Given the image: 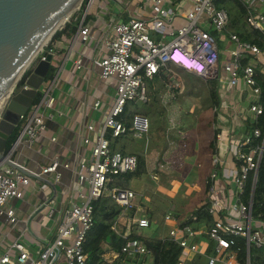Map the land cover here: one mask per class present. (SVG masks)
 <instances>
[{"label":"built area","instance_id":"built-area-1","mask_svg":"<svg viewBox=\"0 0 264 264\" xmlns=\"http://www.w3.org/2000/svg\"><path fill=\"white\" fill-rule=\"evenodd\" d=\"M216 1H86V8L76 23L75 34L83 43L92 37L86 23L89 9L93 6L103 8L102 3H110L105 7L112 15L106 21L105 32L99 37V50L95 49L85 55L86 58L83 57L97 68L101 79L112 80L115 86L113 98L99 124H85L87 132H92V136L87 134L81 137L84 144L90 145V156L77 161L73 169L75 182L83 187L76 193L80 200L71 201L60 212L53 238L39 242L34 251L27 247L24 240L26 227L19 230L14 240L0 252V264H57L61 259L64 264H86L87 254L83 250V242L93 222L92 202L107 196L119 206L112 229L117 225V218L135 208L137 194L130 188L114 184V177L133 172L138 158L135 154L112 150L110 139L129 133L138 139L146 136L149 131V119L146 116L134 113L128 125L119 116L124 112L127 102L147 101L146 80L152 78L161 66L172 65L205 80H218L231 87L242 82L251 98L246 109L251 121H255L264 112L261 88L257 82L259 74L264 76V0H239L245 8L244 23L255 33L250 41L241 40L237 33L228 30L229 15L226 9L217 6ZM136 6H144L147 15H136ZM115 9L127 17H119ZM223 38L228 39L233 46L226 50V58L220 64L221 50L217 41ZM48 52L50 50H42L38 60L45 59ZM82 60V57L76 59L75 67H81ZM54 82L55 78L52 77L41 85L38 89L40 98L31 103L25 114L19 116L21 127L12 143L10 154L15 163L11 156L17 144H32L45 128L46 121L52 117ZM92 108L98 110L100 100H95ZM260 136L259 128L253 126L250 131L244 129L238 138L230 137L227 140V157H220L215 149L211 156L213 169L207 178L206 201L199 206H204V210L211 216L209 224L203 221L196 224L197 214H191L188 218L190 222L183 224L170 211L164 214V224H172L167 229L166 237L180 247L178 264H185L195 255L204 256L206 264H239L238 251L234 247L236 237L244 239L245 264H250L251 246H264V218L260 214L256 217L252 214L253 185L247 202L241 199L248 176L252 175V184L255 185L259 165L264 159V136L255 140ZM215 138H219L218 133ZM18 165L28 174L0 164V216L12 227L19 218L11 201L21 198L23 188L31 183V177L43 178L48 182L44 176L52 173V182L56 184L62 177L59 167L71 168L69 162L61 161L57 156L38 171ZM152 178L156 179L157 176L153 174ZM217 180L221 181L220 185ZM262 197L260 205H264V185ZM45 204L42 202L34 211ZM132 222L137 228L151 226L147 217L132 218ZM197 237L205 238L208 246L212 242L209 253L199 242L194 241ZM148 253L145 244L132 237L125 238L120 250L112 254L115 257L124 255L134 258Z\"/></svg>","mask_w":264,"mask_h":264},{"label":"crops","instance_id":"crops-1","mask_svg":"<svg viewBox=\"0 0 264 264\" xmlns=\"http://www.w3.org/2000/svg\"><path fill=\"white\" fill-rule=\"evenodd\" d=\"M106 4L110 3H102L103 8L91 7L86 15V23L92 34L89 41L83 43L76 37L75 28L71 36L66 31L48 47L51 55L50 67H54L55 78L52 89L55 98L51 109L52 117L46 121L45 128L39 132L32 144H17L11 157L18 164L38 171L57 156L61 161L69 162L71 168L59 167L62 177L56 184L52 182V173L44 176L48 182L43 178L31 177V183L23 188L21 198L11 201L19 218L17 224L12 227L0 216V252L25 227L26 245L30 250H36L39 242L53 238L60 212L71 201L80 200L76 193L83 187L75 182L73 169L77 161L90 156V145L81 141L82 136H92V132H87L85 124L93 122L98 125L114 95L115 82L101 79L97 68L85 59V55L95 49L99 50V37L105 32L106 21L112 15L107 11ZM118 16L123 19L127 17L122 13H118ZM232 46L226 38L218 40L221 60L226 58L225 52ZM79 57L83 58L82 66L75 67V60ZM170 66L172 65H168ZM187 74L196 76L189 72ZM170 79L172 82L161 93L164 115L160 118L147 117L149 131L146 136L138 139L129 133L116 137L117 140L110 139V147L114 144V150L135 154L144 160V173L130 177L120 174L114 177V184L130 188L137 194L135 208L127 215L117 218L115 229L111 228L123 239L132 235L165 238L168 227L172 225H165L163 222L166 212L170 211L178 221H183L194 208L201 206L206 201L205 179L213 169L211 141L219 140L215 144L217 154L227 157V140L240 136L245 129V119L249 116L246 109L251 98L242 82L231 87L216 80L218 108L213 107L210 100L207 101L208 105L200 108L196 101L199 100L197 98H209L206 89L200 93H196V90H185V95L182 96L189 101H179L178 98L185 88L182 82L186 80H180L181 87L178 78L173 76ZM201 81L206 83L203 78ZM206 87L208 88V84H205ZM95 100H100L98 110L92 108ZM215 133L219 134L218 139L214 138ZM161 164L164 166L160 167ZM153 174L157 176L156 179L152 178ZM143 175H147L146 180ZM217 183L220 185L221 181L217 180ZM42 202L46 204L34 211ZM153 206L162 208V213L156 220L149 218L151 213L147 214ZM137 217H147L151 226L137 228L132 222V218ZM194 241L207 250L208 242L205 238L197 237ZM102 248L105 262L121 261L120 256H113L112 253L117 251L112 250L108 243H104ZM63 262L61 259L57 264H64Z\"/></svg>","mask_w":264,"mask_h":264},{"label":"trees","instance_id":"trees-1","mask_svg":"<svg viewBox=\"0 0 264 264\" xmlns=\"http://www.w3.org/2000/svg\"><path fill=\"white\" fill-rule=\"evenodd\" d=\"M218 7H223L226 9L229 15V23L228 30L234 33H237L241 40L250 41L253 40V36L255 33L250 31L245 23H244V15L245 8L243 4L239 0H217L216 1ZM83 6V5H82ZM81 6V7H82ZM80 15H74L71 17L69 22H66L64 26L60 29H57L52 37L49 40V44L45 48L48 50V47L51 42H53L56 38H58L62 33L67 32L68 36H71L76 28V23L78 22ZM76 17V18H75ZM210 32L213 35H216V32L210 29ZM252 37V38H251ZM258 42L257 39L254 40ZM218 42V41H217ZM259 43V42H258ZM246 58L243 60V62ZM54 75V67H49V71L45 78V82H48L52 79ZM187 80L186 82H182L185 86V90L187 92H193L196 90V93H200L202 90L206 89L208 91V95L211 98L212 106L218 108L219 106V98L217 94V86L218 83L216 80H206L205 84H208V88H205V84L201 81L200 77L193 76L190 74H186ZM174 75L169 71V67L161 66L158 72L153 75L152 78L147 79V101L143 102L144 106L142 109H139L136 102H127L124 108V112L119 116L122 118L125 123L128 125L131 116L134 113L142 114L146 117H157L160 118L164 115V106L162 104L161 93L165 88L172 82L171 77ZM23 78L18 81V85H21ZM182 87L180 80L178 81ZM257 82L261 88V96L264 101V76L261 74L258 75ZM181 89V88H178ZM177 90V89H176ZM40 98V94L38 93L34 101H37ZM133 107V109H131ZM245 130L250 131L253 126L259 128L261 136L256 138L255 140H260L264 136V112L260 114L255 121H251L250 117H246L245 119ZM21 127V122L19 125L15 127L11 135L7 140V147H9L14 140L16 139ZM216 134V133H215ZM215 138V137H214ZM115 138L114 140H117ZM114 144L111 146L114 150ZM212 154L215 152V139L211 141ZM124 153V152H122ZM138 164L136 169L133 172H127L123 174L124 176H136L144 173V160L142 157L137 156ZM207 181V177L205 179ZM205 181V182H206ZM252 175L250 174L245 183L244 190L241 194V199L244 202L250 197L252 191ZM264 185V159L261 161L256 182L254 185L253 192V204H252V214L256 217L258 214L262 218H264V205H260L263 202L262 197V189ZM208 183L204 187L205 193L207 192ZM93 205V222L90 229L87 231L84 242H83V250L87 254L86 264H120V261H115L113 263H107L104 261L103 254V244L108 243L110 248L114 251H119L120 247L124 243L125 239H123L119 234H116L111 226L113 224L115 216L118 214L120 208L116 204L110 201L107 196H103L98 198L92 202ZM191 214L198 215V221L196 222H205V224H209L211 221V216L204 210V206L194 208ZM190 214V215H191ZM189 215V216H190ZM188 216V218H189ZM188 218L183 221H179L181 224L189 223L190 220ZM138 238L140 239L148 249V255L151 258V264H178V256L180 253V247L176 242L171 240L170 238H153V237H144L140 235H132L129 238ZM212 247V242H209V246L207 249V253L210 252ZM234 247L237 249V260L239 264H245V243L242 237L235 238ZM250 264H264V246L255 247L251 246L250 248ZM142 257V256H140ZM125 258H132L124 255H120V260L123 261ZM136 258V257H134ZM185 264H206L205 257L202 255H195L193 259Z\"/></svg>","mask_w":264,"mask_h":264},{"label":"water","instance_id":"water-1","mask_svg":"<svg viewBox=\"0 0 264 264\" xmlns=\"http://www.w3.org/2000/svg\"><path fill=\"white\" fill-rule=\"evenodd\" d=\"M78 2L80 5L82 0H0V91ZM50 59L51 55L46 53L45 59L31 62L23 69L0 111V164L27 174L11 160L13 146L7 147V140L18 125L19 116L25 114L44 84ZM21 78L23 81L18 85Z\"/></svg>","mask_w":264,"mask_h":264},{"label":"rangeland","instance_id":"rangeland-1","mask_svg":"<svg viewBox=\"0 0 264 264\" xmlns=\"http://www.w3.org/2000/svg\"><path fill=\"white\" fill-rule=\"evenodd\" d=\"M86 1L87 0H82V2H81V4L79 5V7H74V9H73V11L71 10V12L69 13V15H68V18L65 20V22L63 23V24H61L60 26H59V28L58 29H60V28H62L63 26H64V24L66 23V22H69L70 21V19H71V17H73L74 15H79V14H81L83 11H84V9L86 8ZM83 5V6H82ZM82 6V7H81ZM134 13L137 15L138 13L140 14V15H142V16H145V15H147V12H146V9L144 8V6H143V8L142 7H135V10H134ZM228 40V39H227ZM232 44V43H231ZM47 45V44H46ZM45 47V46H44ZM44 47H43V49L42 50H44L45 51V49H44ZM42 50L36 55V57H34V60L32 61V62H35L36 60H38V57H39V55L42 53ZM221 62H222V60L220 61V64H221ZM30 68V67H29ZM169 71L176 77V78H178L179 80H181V81H184V80H187V71H185V70H182V69H178V68H176L175 66H170L169 67ZM186 82V81H185ZM13 89H15V88H13ZM184 92H186L185 91V88H183V91L181 92V96H179V98H178V100L179 101H182V100H187V101H189L188 100V98L186 99V97H184V96H182V95H185L184 94ZM203 97H204V95H202ZM197 99H199V100H197L196 101V103H197V105H199V106H201L200 108H202V107H204V106H206V105H208V103H207V101H211V98L209 97H204L203 99H200V98H197ZM193 100H196V99H193ZM192 100V101H193ZM189 103V102H188ZM211 103V102H210ZM136 104H137V106H138V108L139 109H142L143 108V106H144V104L142 103V102H136ZM202 105H204V106H202ZM131 109H133V107L131 108ZM143 178H145V180H146V177H147V175H143L142 176ZM148 179V178H147ZM161 206L160 207H158V206H153L152 208H151V210H149V212L147 213V214H150V217L149 218H151L152 220H156L158 217V215H160L161 213H162V211H161ZM157 224V223H156ZM158 225V224H157ZM157 227H159V225L157 226ZM151 238V237H150ZM120 264H151V258L148 256V255H146V256H142V257H136V258H125L123 261H120Z\"/></svg>","mask_w":264,"mask_h":264},{"label":"bare ground","instance_id":"bare-ground-1","mask_svg":"<svg viewBox=\"0 0 264 264\" xmlns=\"http://www.w3.org/2000/svg\"><path fill=\"white\" fill-rule=\"evenodd\" d=\"M76 6H79V2L76 4ZM75 6V7H76ZM74 8H71L66 16V18L62 19L59 23H57V25L52 29L51 32H53L54 30H57L59 28V26L61 24H63L65 22V20L68 18L69 13L71 12V10L73 11ZM51 32L47 35V37L40 43V45L36 48V50L34 51L33 55L29 58V60L23 65V67L19 70V72H17V74L9 81V83L7 85H5L4 88L1 89L0 91V111L3 107V104L5 103V100L7 99L13 85L16 83V81L18 80L20 74L22 73L23 69L26 68L34 59V57L42 50V48L44 46H46L47 42L50 39V35Z\"/></svg>","mask_w":264,"mask_h":264}]
</instances>
